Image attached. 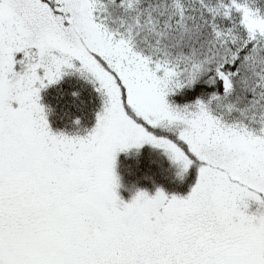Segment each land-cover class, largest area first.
<instances>
[{"label":"snow or ice","instance_id":"obj_1","mask_svg":"<svg viewBox=\"0 0 264 264\" xmlns=\"http://www.w3.org/2000/svg\"><path fill=\"white\" fill-rule=\"evenodd\" d=\"M146 145L187 194L123 198ZM0 264H264V0H0Z\"/></svg>","mask_w":264,"mask_h":264},{"label":"trees","instance_id":"obj_2","mask_svg":"<svg viewBox=\"0 0 264 264\" xmlns=\"http://www.w3.org/2000/svg\"><path fill=\"white\" fill-rule=\"evenodd\" d=\"M77 87L82 90L79 99H74L69 94L67 84L49 89L45 94V102L54 109L50 117L54 127L63 128L67 125L69 117L65 115L66 113L81 116L85 127H90L94 122L98 101L89 86L79 84ZM117 172L123 184L120 194L126 200L131 198L137 188L145 189L151 194L156 187H161L170 195H184L190 190L195 178L194 172H189L180 179L177 176V169L169 160L159 150L147 145L138 155L134 149L127 155L120 154Z\"/></svg>","mask_w":264,"mask_h":264}]
</instances>
